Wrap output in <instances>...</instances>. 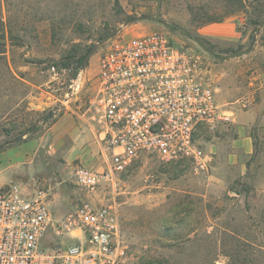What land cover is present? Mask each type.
I'll use <instances>...</instances> for the list:
<instances>
[{"label": "rangeland", "instance_id": "obj_1", "mask_svg": "<svg viewBox=\"0 0 264 264\" xmlns=\"http://www.w3.org/2000/svg\"><path fill=\"white\" fill-rule=\"evenodd\" d=\"M152 30L201 53L206 69L210 61L246 66V74L264 67V0H0V148L41 139L38 169L11 183L43 191L56 217L84 196L77 153L94 140L61 142L52 124L64 112H86L109 42ZM81 69L85 84L69 98ZM86 122L81 132L91 127ZM238 134L233 122L199 129L197 141L212 155L208 173L194 174L187 160L146 155L116 176L115 194L110 187L101 193L118 202L128 264H264V139L254 136L242 170L225 164ZM209 141L220 143L218 163Z\"/></svg>", "mask_w": 264, "mask_h": 264}, {"label": "built area", "instance_id": "obj_2", "mask_svg": "<svg viewBox=\"0 0 264 264\" xmlns=\"http://www.w3.org/2000/svg\"><path fill=\"white\" fill-rule=\"evenodd\" d=\"M205 72L204 56L163 30L109 42L83 114L108 166L75 167L84 196L62 218L54 217L43 191L0 185V264H128L118 202L98 196L108 187L115 191L116 176L146 155L187 160L197 175L209 172L212 155L196 135L201 127L232 123L234 115L219 103ZM85 80L81 69L67 96L78 94Z\"/></svg>", "mask_w": 264, "mask_h": 264}, {"label": "crops", "instance_id": "obj_3", "mask_svg": "<svg viewBox=\"0 0 264 264\" xmlns=\"http://www.w3.org/2000/svg\"><path fill=\"white\" fill-rule=\"evenodd\" d=\"M246 68V66L232 68L228 66V63L210 61L206 69L207 76L216 90L219 103L234 115L233 125L239 133L234 143L238 150H233L225 157V164L235 166L237 164L242 170L247 168L244 158L248 159L255 152V137L258 135L264 139V67L258 65L250 74H246ZM85 120L87 121V118H83L82 115H75L74 112L67 111L54 121L51 128L55 132L56 138L61 142L63 140L69 142L68 138L72 136L78 145L83 146L89 139H93L94 141L90 143L92 147H81L77 156L81 157V162L86 166H88L87 163L93 164L95 160L98 167H103V170L108 166L104 155V146L96 140L94 126H91L88 131L86 128L81 132V127L89 126ZM255 129L258 130V133L255 132ZM40 140H27L0 150V185L21 180L23 174L38 169L37 163L34 164V162L40 148ZM209 142L207 145L209 150L217 149L213 153L216 154L214 158L218 163L221 160L220 143L219 141ZM73 154V149H70L68 151L69 158H73ZM214 168L218 169V164H215ZM111 193L115 194V191L111 189ZM104 199L106 198L104 197ZM98 201L104 202L101 199V194L98 196ZM51 208L53 212L52 204ZM55 218L62 217L55 216Z\"/></svg>", "mask_w": 264, "mask_h": 264}, {"label": "trees", "instance_id": "obj_4", "mask_svg": "<svg viewBox=\"0 0 264 264\" xmlns=\"http://www.w3.org/2000/svg\"><path fill=\"white\" fill-rule=\"evenodd\" d=\"M93 53L92 49L87 50L79 59L78 63L79 66H82L83 64L87 63V58ZM18 141H20V139H18ZM3 148H0V150H2Z\"/></svg>", "mask_w": 264, "mask_h": 264}]
</instances>
